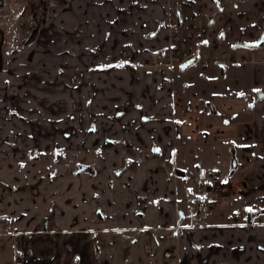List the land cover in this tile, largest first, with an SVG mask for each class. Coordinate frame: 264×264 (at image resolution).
<instances>
[{"label": "crops", "instance_id": "0c3cea01", "mask_svg": "<svg viewBox=\"0 0 264 264\" xmlns=\"http://www.w3.org/2000/svg\"><path fill=\"white\" fill-rule=\"evenodd\" d=\"M175 1L54 3L45 23L54 32L43 40H27L25 45L12 51L7 64L0 63V211L25 212L28 217L20 220V227L28 230L37 228L40 216H49L51 221L46 232L32 236L29 253L25 252L26 241L22 242L23 264H70L77 253L80 254L77 264H264V100L253 115V139L247 143L252 151L243 156L238 182L234 185L228 177L225 184L232 188L223 190L217 197L212 195L214 203L210 212L215 220L211 219L207 226H190L189 219L179 217V208L188 210L184 192H179L176 178L168 170H150L156 160L143 156L147 149L135 130L119 129L127 145L121 141L105 147L103 139L96 145L86 146L79 140L70 141L64 145L65 157L55 160L59 154L53 149L61 146V139L48 132L69 121L74 126L79 124L80 128V117L82 121L87 117L90 120L85 106L82 107L84 114L79 115L78 103L85 105V101H90L88 106L97 115L96 130L82 126L83 136L95 131L98 134L102 126L111 123L110 115L116 108L129 98L135 103L148 104L140 96L144 78L132 81L129 69L112 65L110 58L112 54L119 58L122 51L129 49L128 55L124 53L122 57L128 58V62L141 63L147 58L148 48L167 47L169 42L166 34L163 35L167 30L160 33V41H148L142 32L153 21L170 20ZM178 1L185 6L188 39L181 48L187 50L201 38L196 33L199 27L196 18H202L213 6L207 0ZM223 2L224 11L218 15V25H225L229 42L253 38L262 31L264 0ZM237 56L250 67L253 87L264 90V47L238 49ZM109 64L114 67L108 74L100 71ZM120 76L126 82L120 83ZM88 81L95 85V92ZM12 107L19 115L11 116L9 108ZM76 115L79 123L74 121ZM140 133L145 143L151 140L146 130ZM7 136L14 137L15 142H8ZM36 146L46 150L40 153L41 158H25L24 154ZM116 146L121 152L115 150ZM142 149L146 150L143 154ZM139 156L144 157L141 165L136 164ZM126 157L132 162L116 175L115 170L124 164ZM24 158L26 166L22 169L20 161ZM79 162L93 164L96 174L74 175L72 169ZM50 167L58 168L61 176L52 184L45 185L43 181L32 192L34 195L20 191V186L12 190V185L15 187L40 172L43 174ZM124 179L130 180V188L135 187L129 191L132 196H126L133 197L131 203L135 201L132 209H125L123 204L106 203L111 198L110 191ZM71 182L72 187H65ZM12 197L16 200L12 201ZM98 206L102 208L103 219L96 217ZM249 208L257 210L253 218L248 217ZM224 210L231 216L225 213L224 219H216ZM176 226H179L177 231ZM95 231L101 246L99 257L94 246Z\"/></svg>", "mask_w": 264, "mask_h": 264}, {"label": "rangeland", "instance_id": "374dc122", "mask_svg": "<svg viewBox=\"0 0 264 264\" xmlns=\"http://www.w3.org/2000/svg\"><path fill=\"white\" fill-rule=\"evenodd\" d=\"M40 1L41 0H32L33 3L29 4H34L33 8L37 6L39 10H43L44 6L41 5L42 2ZM25 2H27V0H0V63L7 64L10 60V54L12 53V51L17 50L21 46L25 45L27 40L32 39L31 33L33 31V24H35V19L32 14V6L26 7V11L23 10L25 7L23 6ZM46 17H48V12ZM23 21L25 23H23ZM47 28V24L43 25L39 31V34L35 38L38 40H43L40 38V36L47 32ZM173 30L174 29H167L166 32V34H168L167 40L169 43V35ZM169 31L170 33H168ZM142 35H144L145 39L151 41V39H149V36H146V33L142 32ZM147 50H149V48ZM150 50L161 51L162 49L156 47L151 48ZM128 52L129 49L122 51L119 58L116 54H112L110 58L111 64L114 62L112 65L126 66L129 69L130 77H133L131 79L132 81L135 78H144L145 85L144 89L141 91L140 96L147 99L148 105L144 104V109L141 110L142 113L149 112L150 114H154L156 113L154 107H156L158 104H162L161 106H159V110L162 112H166L165 120L161 119V122L152 121L146 127L152 129L154 126H159V124L161 126H164V130L161 131V139L163 140L162 146L164 147V143L166 144L170 141L168 144L169 146L166 144L167 146L164 147L165 150L172 149V161L173 159H175V162L178 163V165H180L186 172V179H183V182L180 178L176 179L177 186H181L184 190L183 199L184 202H186L185 207L188 209L186 210L188 218V216H191L190 208L187 207L188 198L193 195L194 192H200L205 197L211 199H214L212 198V195L216 197L219 196L218 192L215 193L212 191H207L201 182L195 180V178L198 176V169H206L210 174L212 173V170L214 168L220 167L221 175H224L225 170H227L231 163V150L234 146L238 147L237 152L240 161L237 171H235L233 176H229L232 184L236 185V182H238L237 172L239 168H242L243 164L241 162V159H243V156L246 154V149H244V147L248 146V141H251L253 139L252 114L249 109H245L242 112L241 109L245 104V100L241 99V97L236 95V93L234 95V92L229 90L228 86L231 85L235 86V91L237 88H240L241 85H237L238 82L234 83L232 79H225L220 76H217V80H215L211 76L205 75V73H209L210 75H217L216 70L210 71V64L200 65L195 63L187 70L182 71L180 67H177V64L172 65L170 63L172 61H175L174 58L177 54L176 52H171L169 57H166L165 53L161 51L162 59L161 63H159L158 65L148 61L147 58H145V61L141 63H133L131 61L128 62V58L122 57L124 56V53H127L128 55ZM182 53H184V51H182ZM105 56H107V54L104 53V57ZM176 62L178 61H175V63ZM111 64L103 66L101 68L102 70L100 71L108 74L107 72H110V70L114 67ZM167 66H169L170 68H167ZM152 67H166V69H169V73L172 74L171 78H174V81L170 83L167 82L166 87H158L157 83L161 78V76L158 75L159 72L152 74L148 73V71H145L148 69H152ZM248 71L249 70H245L243 74H248ZM119 78L120 83L126 82L123 76H120ZM185 82L188 83L186 87L184 86ZM88 84L93 87V91L95 92V85L91 81H88ZM114 86H116V84ZM125 86L128 87L129 85ZM248 96L250 97L249 94ZM209 101L213 102L214 107L217 109L216 112L210 111L207 104V102ZM125 102L122 106L116 108V110L120 108L123 109L124 113L122 118L117 119L114 116L116 110L111 114L112 116L110 115V118H112V131L107 130V127L110 124L108 123L102 126V130L98 132V134L95 131L89 132L86 136L82 135L83 132L80 130V128L82 126L88 128L90 126L96 127L97 115L94 116V112H92V109L90 108V106H88L90 101H85V105L82 103H78L77 105L80 108L79 115L84 114L83 111L85 110L82 107L85 106L87 111H89L88 115H90V120L87 117V120H85L84 118L82 121V117H80V122L82 125L80 128L78 126L79 124H75L74 126L73 124H71L72 121H69L64 126H55L53 130L48 132V134L58 135L61 139L59 143L61 144V146L53 149L54 152L56 151V153L59 154L58 157L56 155L55 160L60 161L65 157V146L69 145L70 141H82L84 146L89 144L96 145L98 141L103 139V137L105 136L104 133L106 131L112 134H114V130L119 131V127L121 128V126L118 124L119 121H122L124 127H127L128 124L132 123L126 122V118L129 112L135 113V110L132 108V104H130L131 101H129L130 103L127 105ZM164 103L167 105V108L165 109H163ZM10 110L11 116L19 115L18 111L14 107L9 108V111ZM189 110V120L187 118L183 119V122L181 121L180 125L179 131H182L183 138L178 140L175 137V129L176 126H178V122L180 121L178 120V117L184 115ZM79 115H76V119H74L76 123H79ZM69 124H71L72 126ZM169 124H171V126H169ZM7 140L8 142H15L14 137L12 136H7ZM37 146L36 149L33 148L27 151L26 155L24 154L25 158L27 156L32 157L36 160L41 158L40 153L42 151L45 153L46 150L43 149V146ZM176 146L177 149L180 150L176 153L174 158V150ZM185 150L188 151L189 154L184 153ZM8 151L13 150L9 149ZM49 151L50 149L47 152ZM25 158L20 161V167L22 169L26 166ZM173 162L172 164L175 165ZM195 163L197 164V166ZM80 166H82L81 169ZM91 166L94 165L91 163L79 162L75 165V167H73L72 173H74V175L76 176H81V174H83L82 172L84 170H89ZM169 167H171V165L167 168ZM60 174L62 173L58 168L53 167V169H51L50 167L47 171H43V174L42 172H40L38 176L33 175L28 180L17 183L15 187H13L12 185V190L17 186H20V191H23L24 193L31 192V194L34 195L33 193H35V191L41 187L43 181H46L45 185L48 183L52 184L53 181L58 177V175L59 177L61 176ZM95 174L96 173H94L93 175ZM129 181L130 180L124 179L121 185L115 186V188L110 191L109 196L111 195V198L109 197L106 200V203L112 204L114 202L115 205L123 204V206L125 205V209H132L135 201L131 203L133 197L126 198V196H132V193H129V191L130 189H135V187L133 188V185L130 188ZM72 185H74L73 182H71L70 184H65V187L68 186V188H70L72 187ZM178 190L180 192V188ZM14 200H16V198L12 197V201ZM225 213L228 214L229 211L225 212L224 210L221 216L216 219H224ZM37 216L38 215L36 214L35 218ZM230 216L231 214L229 213L228 217ZM26 217H28V215L25 212H6L4 210L0 213V221L3 224L2 226H0V264H17L18 262L21 263L23 260L22 242L26 241L27 245L25 247V252L29 253L30 240L35 232L41 231V222L45 217L40 216L38 220L39 223L37 224L39 226L37 228H32L31 230L24 229L22 226L20 227V220ZM208 217L210 218V220H215L211 212L208 214ZM68 244L70 245V243ZM77 263H79V256L76 257L75 260L73 257V260L70 264Z\"/></svg>", "mask_w": 264, "mask_h": 264}, {"label": "flooded vegetation", "instance_id": "af4514ba", "mask_svg": "<svg viewBox=\"0 0 264 264\" xmlns=\"http://www.w3.org/2000/svg\"><path fill=\"white\" fill-rule=\"evenodd\" d=\"M210 4H212L213 6V10L211 11H206L203 15L202 18H196V22H198V31L196 32L197 34L201 35L200 39H197L196 42L193 45H189L188 49H182L181 48V44L183 43V41L188 39V32L186 35V31L187 28L185 26L186 24V20H185V6H183V4H181L178 0H176L173 4V13L171 15L170 20L165 21V20H158V21H153V25L151 27H149L148 30H146L144 33H146V36H149V39L151 40H161L162 36H160V33H163L165 30L167 29H174L176 31H172L170 33V31L168 33H170L169 35V40L170 43L167 47L162 48L161 51H163L165 53L166 57H169V55L171 54V52H176V56H175V61H178L175 63V61L170 62L172 65L173 64H177V67L181 68V70H187L189 67H191L193 64L197 63V64H210V71H214L216 70V74H206V76H211L213 79L217 80V76H220L222 78L225 79H232L234 83L238 82L237 85H241L240 88H237L236 91L234 89V85L228 86L230 91L234 92V95L236 93V95L240 96L241 99L245 100V104L242 107V112L245 109H249V111L252 114V128L254 129V120H253V115L255 114L256 108H258V104L264 100V90L261 88H255L253 87V79L251 78V74H250V67L247 66V64H244V60L239 59L237 56V50L238 49H249V50H254V49H259L261 47H264V28L262 29V31L254 36L253 38H249V39H240L237 38L235 40H233L232 42H229L228 39L226 38V29H225V25H218V15L224 11V2L223 0H207ZM232 2H235V0H230ZM29 3H33L32 0H27V2H25V4L23 6L25 7H31L33 8L34 4H29ZM194 16V14H192V17ZM201 19V22H200ZM146 23V22H145ZM192 24H194V22H192ZM148 26V24H147ZM202 26V27H201ZM190 30V29H189ZM195 32V31H194ZM203 33V34H202ZM207 33V34H206ZM166 33H164L163 35H165ZM189 34L194 36L193 32L189 31ZM166 38H168V34L165 35ZM262 42V45H258ZM150 51H154L158 54L157 60L152 61L150 56H149V52ZM160 50H147V60L154 63V64H159L161 63V59H162V52ZM182 51H184V53H182ZM127 54V53H125ZM186 63H188L186 66H184ZM167 68H170L169 66H167ZM245 70H249L248 71V75L243 74ZM148 71V73H152L155 74L157 72L159 76H161L159 82L157 83V86L162 88V87H166V83L167 82H173L174 78H171L172 74L169 73V69H166V67H152V69H148L145 70ZM156 71V72H154ZM152 79V78H151ZM150 79V80H151ZM149 80V81H150ZM185 87L186 85H188L187 82L184 83ZM249 85V86H247ZM256 89H259L260 91H255ZM248 94L250 95V97L248 96ZM131 101V103L129 102ZM127 104H132V108L135 110L134 112H129L126 118V122H132L130 124L127 125V127L123 126L122 121H119L118 124L121 126V128L119 127L120 130L124 131V132H128L131 130H135L136 133L138 134V138L139 140L145 145L147 151L145 149H142V154L143 151H146L147 153L143 154V156H146L147 158H153L155 159V163L154 166L152 168H150V170H152V172H158L159 169H166L170 172V174L172 175V177L175 178H180L181 181L183 179H186V172L183 170V168L178 165V163L175 162V159H171L172 157V149L165 150V146H167L169 144V142H167L166 144L164 143V147L162 146V142L163 140L161 139V131L164 130V126H161L159 124V126H154L152 129L146 127L150 122L152 121H159L161 122L162 120H165L166 116V112H162L159 109L155 110L156 113L154 114H150L149 112H141V110L144 109V104L145 103H135L132 101L131 98H129V100H127L126 102ZM208 107L210 109V111L212 112H216L217 109L214 107L213 102L209 101L207 102ZM148 105V104H147ZM172 106V105H171ZM178 107V106H177ZM167 108V105L164 103L163 104V109ZM190 108V107H188ZM190 110L188 112H186L184 115L179 116L178 120H180L178 122V126H176L175 129V137L176 139H182L183 138V134L182 131L180 132V125H181V121L183 122V119L187 118L189 120V113ZM241 112V113H242ZM123 109H118L116 110V113L114 114V116L117 119H120L123 117ZM240 114V113H239ZM112 116V115H111ZM110 116V117H111ZM112 119V118H111ZM112 122L108 125L107 130L112 131V127H111ZM169 126H171V124H169ZM173 126V125H172ZM168 127V126H167ZM158 128H160V131L158 132ZM88 130H96V127L94 126H90L89 128H87ZM118 129V130H119ZM120 130H114V134L109 133V132H105L104 133V146L105 147H111V146H115L117 144H119V142H123L124 145H127L128 142L127 140L123 137L121 139L120 134ZM141 130H146V132L148 134H150L151 140L148 141L147 143H145L146 140L142 139V136L140 135V131ZM165 133V131H164ZM186 140V139H184ZM250 141H248L249 143ZM182 144V143H181ZM248 146H245L244 149H246V154H250L251 153V147L249 144H247ZM169 146V145H168ZM132 147H129V149ZM156 149H158L159 151H156ZM115 150H119L118 152H121V148L116 146ZM180 150V149H179ZM179 150L177 149V146L175 147L174 150V158L177 152H179ZM182 150V149H181ZM183 151V150H182ZM238 147L234 146L231 150V158H230V165L227 168V170H225L224 175H221V168H214L212 170V173H208L206 169H198V176L195 178L196 181L201 182L204 185V188L207 191H215L218 192V195H221L223 192V190L225 192L229 191L232 186H226L225 184V179L228 178V176H233L235 171H237L238 167H239V157H238ZM186 154H189L188 151L185 150ZM233 157H236L237 159V165L233 166L232 164V160ZM144 161V157L139 156L136 160V164L137 165H141V163ZM242 161V159H241ZM132 162V159H130L129 157H126L125 159V163L120 166L118 169L115 170L116 175L121 174L127 167L128 165ZM172 162L175 164L173 165ZM196 162V161H195ZM196 164V163H195ZM169 168H167L168 166H170ZM197 166V164H196ZM82 168V166H80V169ZM79 169V170H80ZM241 168H239L237 175L239 173ZM203 172V178H200V173ZM84 173H88L90 175H93L94 173H96V167L95 166H91V168L89 170H84L82 172ZM82 175V174H81ZM229 176V177H230ZM222 178V181H221ZM183 182V181H182ZM176 185H177V179H176ZM234 189H236V186H233ZM177 188H180V191H183V188L181 186H177ZM196 193V192H194ZM193 193V195H194ZM200 193V192H197ZM204 198L208 199V212H207V225L211 224V220L208 217V214L211 211V206L214 203V199L205 197L202 193H200ZM193 195H191L188 198V203L187 206L190 208V212H191V216L187 218V211L182 210L179 208V214H180V218L183 219L184 217L187 218V220H190L189 225L190 226H200V225H192V217L195 214V212L192 209V197ZM165 199V198H164ZM167 199V198H166ZM251 209V211H248V217L253 218L255 216V212L257 210H254L253 208H249ZM189 212V213H190ZM262 213V212H261ZM96 217L103 219L104 215L102 212V208L101 206H98L96 208L95 211ZM83 217H86L85 215H83ZM180 219V220H181ZM89 221V220H88ZM50 219L49 217H45L43 219V221L41 222V232H35V233H43L46 232L51 223H50ZM39 226V225H38ZM37 226V227H38ZM179 226H176V228L174 227V230H178ZM39 229V228H38ZM33 236H35V234H33ZM98 234L95 231L94 232V246H95V252H96V257H99V253H100V249L101 246L99 244V240H98ZM28 238V236H27ZM133 239V237L130 238L129 242H131V240ZM80 256V254H75L74 260L76 259V257ZM73 260V258H72ZM17 264H23V262H18Z\"/></svg>", "mask_w": 264, "mask_h": 264}, {"label": "built area", "instance_id": "2783aa9c", "mask_svg": "<svg viewBox=\"0 0 264 264\" xmlns=\"http://www.w3.org/2000/svg\"><path fill=\"white\" fill-rule=\"evenodd\" d=\"M54 30L52 28H48L47 32L40 36L41 39H46L47 36L53 33ZM149 56L152 61L157 60L158 54L154 51L149 52ZM200 178H203V172L200 173ZM208 199L204 198L200 193H194L192 197V209L195 214L192 217V225H200L204 226L207 222V212H208Z\"/></svg>", "mask_w": 264, "mask_h": 264}, {"label": "trees", "instance_id": "16d2710c", "mask_svg": "<svg viewBox=\"0 0 264 264\" xmlns=\"http://www.w3.org/2000/svg\"><path fill=\"white\" fill-rule=\"evenodd\" d=\"M40 2H42L41 5L44 6L43 10H39L37 6L32 8V10H33L32 14H33V17L35 19V22H34L35 24H33V31L31 33L32 39H35V37H37L41 27L43 25H45L46 15H47L49 7L54 3L65 4L68 2V0H41ZM23 10L26 11V8L24 7ZM23 23H25V22L23 21Z\"/></svg>", "mask_w": 264, "mask_h": 264}, {"label": "water", "instance_id": "95a60500", "mask_svg": "<svg viewBox=\"0 0 264 264\" xmlns=\"http://www.w3.org/2000/svg\"><path fill=\"white\" fill-rule=\"evenodd\" d=\"M26 8V7H25ZM24 12V11H23ZM258 45H262V42L260 43V44H258ZM188 63H186L184 66H186ZM232 164H233V166H236L237 165V159H236V157H233V160H232ZM264 211V210H263Z\"/></svg>", "mask_w": 264, "mask_h": 264}, {"label": "snow or ice", "instance_id": "6c2138e0", "mask_svg": "<svg viewBox=\"0 0 264 264\" xmlns=\"http://www.w3.org/2000/svg\"><path fill=\"white\" fill-rule=\"evenodd\" d=\"M255 91H260L259 89H256ZM156 151H159L158 149H156ZM248 211H251V209H248Z\"/></svg>", "mask_w": 264, "mask_h": 264}]
</instances>
